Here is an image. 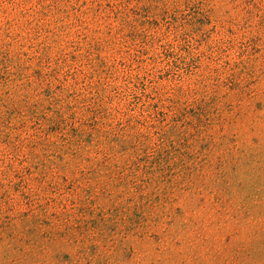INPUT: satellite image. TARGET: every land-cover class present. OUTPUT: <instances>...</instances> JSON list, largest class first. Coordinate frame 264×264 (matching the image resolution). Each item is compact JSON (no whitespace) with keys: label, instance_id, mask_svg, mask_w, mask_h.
<instances>
[{"label":"rangeland","instance_id":"1","mask_svg":"<svg viewBox=\"0 0 264 264\" xmlns=\"http://www.w3.org/2000/svg\"><path fill=\"white\" fill-rule=\"evenodd\" d=\"M0 264H264V0H0Z\"/></svg>","mask_w":264,"mask_h":264}]
</instances>
